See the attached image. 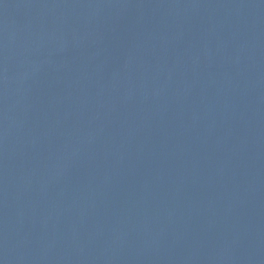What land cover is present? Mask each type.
<instances>
[{
    "label": "water",
    "instance_id": "95a60500",
    "mask_svg": "<svg viewBox=\"0 0 264 264\" xmlns=\"http://www.w3.org/2000/svg\"><path fill=\"white\" fill-rule=\"evenodd\" d=\"M0 264H264V0H0Z\"/></svg>",
    "mask_w": 264,
    "mask_h": 264
}]
</instances>
